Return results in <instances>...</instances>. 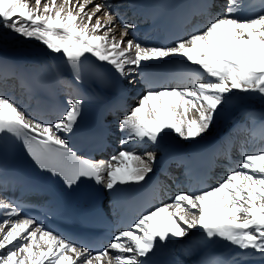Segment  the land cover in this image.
I'll list each match as a JSON object with an SVG mask.
<instances>
[{
	"label": "snow or ice",
	"instance_id": "obj_1",
	"mask_svg": "<svg viewBox=\"0 0 264 264\" xmlns=\"http://www.w3.org/2000/svg\"><path fill=\"white\" fill-rule=\"evenodd\" d=\"M89 3L92 0H0V22L62 54L77 73V81L86 54L112 65L121 77L132 76L129 84L135 83V74L142 73L150 61L168 58L195 65L196 74L184 87L148 88L119 121L125 136L121 150L108 161L78 157L65 138L80 116L81 99H69L59 119L44 122L29 118L0 96V135L20 139L33 163L68 187L83 179L109 192L142 184L154 171L156 154L138 153L127 145L159 146L169 132L196 139L212 126L232 94L255 93L264 98V13L244 17L242 0H228L223 15L171 47L125 40L136 27L126 22L117 40L109 35L118 16L111 10L113 5L95 4L89 12L85 10ZM105 8L102 16L97 15ZM0 210L4 211L0 264H155L152 257L162 244L194 234L193 230L210 241L234 246L238 251L232 264H242L256 254L264 260V149L245 153L238 168L216 186L178 192L170 203L146 210L99 250L78 246L35 218L22 216L20 206L10 200H0Z\"/></svg>",
	"mask_w": 264,
	"mask_h": 264
},
{
	"label": "bare ground",
	"instance_id": "obj_2",
	"mask_svg": "<svg viewBox=\"0 0 264 264\" xmlns=\"http://www.w3.org/2000/svg\"><path fill=\"white\" fill-rule=\"evenodd\" d=\"M92 1H94V0H92ZM121 1L122 0L118 1L119 7H121L123 10L127 9L126 5L123 4ZM218 1H220V0H218ZM87 5H85V7H87ZM262 5H263V3H261V6ZM89 6L90 5H88V7ZM102 10H104V9H102ZM131 21L132 20H128V19H116L114 24L120 25V24H123L125 22L131 23ZM2 24L3 23L0 22V57H2L3 59H4L3 56L8 55L11 51H14L16 49H25L28 51V50L34 49V48H38V49L43 48L45 50H48L44 44L37 41L36 39L25 38L24 36L13 31L11 28L5 26L4 24L2 25ZM135 26L136 27L134 28V31L133 32L129 31V35L124 37V39L125 40L134 39V40L140 42L143 46L152 47L150 45V41H151L150 35H146L144 33V31H142V30L139 31L138 29H139L140 25H135ZM205 27H206L205 22L200 21L198 31L202 30ZM100 34H103V33L101 32ZM109 35L112 36V32ZM138 36L141 37L140 40L136 39V38H138ZM28 55H30V54H28ZM86 55H89L91 58L94 59V57L91 56L90 54H86ZM36 60H37V57H30V56H26V55H21V56L17 57L13 62H11V64L15 67H23L24 64L34 63V62H36ZM94 60L96 61L97 64H99L101 66V68L104 71H107V70H114L115 71V69L113 68L112 65H110L106 62H100L97 59H94ZM35 64H37V63H35ZM122 78H123L124 82H126V83H128V81L130 79H133L132 76L122 77ZM134 78H135V83L130 84V86H129L130 89H132V86L137 84L138 73L135 74ZM66 85H67V83H65V86ZM1 86H4V83L0 82V87ZM14 88H16V92H15L16 100H11V99H9V100L11 102H14L27 115L26 110L24 109V106L26 105V102H25L26 96H24V94L22 93V90L17 89V87H14ZM65 90H67V89H65ZM0 96H1V91H0ZM139 98H140V96L135 100V102L133 104H137V101L139 100ZM254 107H256L259 110V114L254 119H256V120H262L263 119L264 120V98H262L259 94H255V93L246 94V93L238 92V97L234 100L233 104L231 106H228L226 103L224 105H222V111L219 112L217 118L213 121L212 126L206 132H204L200 137H197V138L220 139L223 134L228 133L229 134V140L226 143H224V147H226L228 154L233 155V153L236 154V152H238V154H241V158L244 156L245 153L250 154L253 152H257L260 149H264V143L261 142L263 139L260 138L259 135L253 136L254 130H252L251 128H247L246 130H243V131H238V130L234 129V127L237 123L248 122L251 119L250 115L248 113L243 114V111L245 110L246 112H248L250 110V108H254ZM192 114L193 113L190 112V115H192ZM124 116L125 115H123L121 117V119ZM233 116H235V120L231 121V118ZM121 119L114 120V123H119V121ZM257 128L258 127H256L255 130ZM124 136H125L124 132H117V135L114 136V138L118 139L117 144L120 143V140ZM191 140L192 139H182L176 134L169 133L164 138V140H162L160 142L159 146L152 145L150 143L149 144H136L135 143L136 145L133 148H135L136 152L140 151L141 153L145 152V151H142L145 148H147V151H154L155 152L156 162L153 165L154 171L152 172V173H154L155 169H156L155 165L157 164V162L159 161V158L161 157V151H162L163 145L171 144V145L175 146V145H178L179 143H188ZM128 146L132 147V145H128ZM111 154H112V156H114L117 154V151H112ZM112 156H110V157H112ZM212 156H214V154H212ZM103 157H100L101 159L99 158L97 160V162L100 160L108 161L110 159V157L108 159H105ZM223 161H225L224 158L223 159L219 158L217 160L218 163H221ZM226 161L227 162H225L224 165L229 164V161L228 160H226ZM257 163H259V162H257ZM184 176L185 175L183 172H179L176 169L172 170V174L163 179V185L160 188V190L158 191L159 197L155 200V203L157 205L162 204V203H170L172 198L178 192H188L187 190L184 189V187L186 186L185 183H187L184 179ZM217 179H218V177H217ZM180 182L183 183L182 188H175V186ZM167 192H168V195H166ZM10 196H13V187H7V188L6 187H0V200H4L5 202H7L8 198ZM0 215H4L3 210H0ZM237 251L238 250L234 246H230L224 241H222V243L219 246V250H218V252H223L227 255H230V258H231L230 262L231 263H232L233 257L236 255ZM112 254L114 255L115 253H112ZM253 258H257L256 260H261L259 254L250 255L247 257V259H253ZM248 261H252V260H248ZM225 263L227 264L228 260H225Z\"/></svg>",
	"mask_w": 264,
	"mask_h": 264
},
{
	"label": "rangeland",
	"instance_id": "obj_3",
	"mask_svg": "<svg viewBox=\"0 0 264 264\" xmlns=\"http://www.w3.org/2000/svg\"><path fill=\"white\" fill-rule=\"evenodd\" d=\"M118 1H119V0H94V1H92V3L88 4V5H90L89 7H88V5H87L88 8L85 7V10L90 12V11L94 8L95 4H105V5H106V4H111V5H113V7H112L111 10H112L113 12H115V13L118 14L117 19H118V18H128V19H131V18H129L128 14H127L125 11L121 10V9H122L121 7H119V8H121V9H119V8L117 7V5H118ZM220 1H221V0H220ZM220 1L218 2V6H217V8L215 9V13H214L212 19L209 20V22L212 21V20H214L215 18H217V17L223 15V13H224V11H225V9H226V7H227L228 4H227L226 2L221 3ZM57 2L59 3V2H61V0H59V1L57 0ZM118 6H119V5H118ZM104 10H107V8H105ZM104 10H102L101 13H98L97 15L102 16ZM94 21H95V17L93 18V23H94ZM2 25H3V24H2ZM1 28H2V27H1ZM123 30H124L123 25H121V24H120V25H118V24H114L113 31H112V35H114L115 38H116L117 40H120V39H121V34H122V31H123ZM131 30H132V29H131ZM133 30H134V29H133ZM1 96L4 97L5 94H4L3 92H1ZM5 98H7V97L5 96ZM7 99H11V98H7ZM11 100H13V99H11ZM261 142L264 143V140H262ZM237 153H238V152H237ZM110 156H112L111 153H110ZM238 156H239L238 154L235 155L236 159H237ZM110 158H111V157H110ZM238 166H239V164H238V162H237V165H236V167H235L234 169H237ZM219 173H220V174H225V176H224V178H225V177L228 175L229 171H227V170L223 167V168H221V169L219 170ZM175 188H178V187L175 186Z\"/></svg>",
	"mask_w": 264,
	"mask_h": 264
}]
</instances>
